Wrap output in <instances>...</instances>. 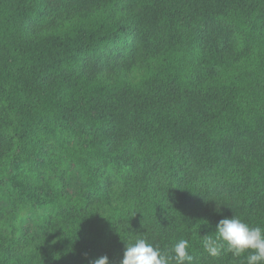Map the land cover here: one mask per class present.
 <instances>
[{"label":"trees","instance_id":"obj_1","mask_svg":"<svg viewBox=\"0 0 264 264\" xmlns=\"http://www.w3.org/2000/svg\"><path fill=\"white\" fill-rule=\"evenodd\" d=\"M0 181V264H246L203 240L264 227V0H0Z\"/></svg>","mask_w":264,"mask_h":264},{"label":"clouds","instance_id":"obj_2","mask_svg":"<svg viewBox=\"0 0 264 264\" xmlns=\"http://www.w3.org/2000/svg\"><path fill=\"white\" fill-rule=\"evenodd\" d=\"M216 237L203 240L205 251L215 256L221 251L220 241L226 245V250L233 257L245 256L246 264H264V227L250 226L241 219L232 216L221 219L216 225ZM187 240H180L173 246L174 256L162 252L158 247L145 239H137L126 245L120 264H169L175 260L176 264H192L193 256L188 251ZM90 264H109V258L98 257Z\"/></svg>","mask_w":264,"mask_h":264},{"label":"rangeland","instance_id":"obj_3","mask_svg":"<svg viewBox=\"0 0 264 264\" xmlns=\"http://www.w3.org/2000/svg\"><path fill=\"white\" fill-rule=\"evenodd\" d=\"M50 1H52L53 3L54 2H57V0H50ZM74 119L71 117L70 118V125L71 126H74ZM45 151H47L49 154H53V153H55V150H54V148L53 147H48V148H45ZM38 159V165H41L42 164V162H43V159L42 158H37ZM71 169V168H70ZM9 172H11V171H9ZM62 172H63V182L66 184V191L68 192V193H73L74 191H75V188H76V182H75V180L72 178V176H68L67 175V172H68V169H65L64 167L62 168ZM41 177H44L43 175H41ZM69 177V178H68ZM1 178H3V177H1ZM4 179V178H3ZM0 182H2V181H0ZM44 184H45V186H47V187H50V184L46 181H44ZM50 193H51V191H50Z\"/></svg>","mask_w":264,"mask_h":264}]
</instances>
